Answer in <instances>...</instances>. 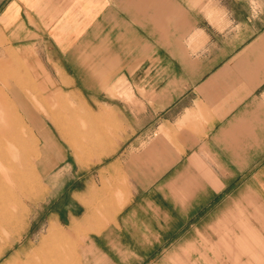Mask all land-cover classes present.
<instances>
[{"label": "crops", "instance_id": "obj_1", "mask_svg": "<svg viewBox=\"0 0 264 264\" xmlns=\"http://www.w3.org/2000/svg\"><path fill=\"white\" fill-rule=\"evenodd\" d=\"M17 63L124 113L116 146L71 177L77 255L50 224L18 264H264V0H0V81ZM118 81L141 103L96 98Z\"/></svg>", "mask_w": 264, "mask_h": 264}, {"label": "rangeland", "instance_id": "obj_2", "mask_svg": "<svg viewBox=\"0 0 264 264\" xmlns=\"http://www.w3.org/2000/svg\"><path fill=\"white\" fill-rule=\"evenodd\" d=\"M7 69L14 80L0 81V90L13 100L32 129L40 154H33L35 139L0 98V219L6 218L3 199L10 200L6 203H10L13 214L8 217L13 219L10 224L0 222V264L29 262L46 238L50 224L57 228L51 226L50 232L59 230L64 234L67 245L77 255L81 244L77 237L81 234L68 224V212L76 204L71 198V177L77 168L97 162L96 158L116 146L113 140L117 139L119 113L113 112L114 120L112 113L97 111L101 105L58 78L56 65L17 63ZM112 91L109 96L96 98L127 108L141 103L124 82H116ZM81 111L87 117L85 123L79 118ZM126 115L133 119V113L127 111ZM8 124L16 131H11ZM93 132L99 138L93 139ZM132 133L127 127V138ZM78 188L83 190L79 201L84 208V186ZM108 195L106 192L101 197Z\"/></svg>", "mask_w": 264, "mask_h": 264}]
</instances>
